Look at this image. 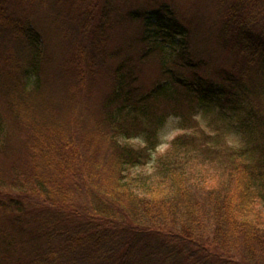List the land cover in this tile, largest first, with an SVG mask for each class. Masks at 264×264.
Listing matches in <instances>:
<instances>
[{
	"label": "trees",
	"instance_id": "obj_1",
	"mask_svg": "<svg viewBox=\"0 0 264 264\" xmlns=\"http://www.w3.org/2000/svg\"><path fill=\"white\" fill-rule=\"evenodd\" d=\"M114 1L0 0V143L13 140L12 130L27 137L10 183L22 195L0 192V219L8 218L0 264H264V0H217L221 39L240 59L217 80L197 70L203 60L191 59L190 30L171 5L127 8L149 51L179 58L191 75L141 94L121 61L94 123L91 74L118 54L105 42ZM38 7L74 42L69 57L54 62L47 53L29 15ZM181 89L235 119L246 139L224 157L219 146L196 148L177 137L168 152L175 161L158 163L162 185L140 195L128 170L152 160L167 116L160 101ZM141 133L144 146L127 143ZM198 156L228 168L230 183L189 178L185 164ZM200 185L205 207L195 196Z\"/></svg>",
	"mask_w": 264,
	"mask_h": 264
},
{
	"label": "rangeland",
	"instance_id": "obj_2",
	"mask_svg": "<svg viewBox=\"0 0 264 264\" xmlns=\"http://www.w3.org/2000/svg\"><path fill=\"white\" fill-rule=\"evenodd\" d=\"M164 3L171 5L177 18L188 26L191 33L190 57L195 64L203 60V65L197 69L200 74L217 80L219 72L231 71L237 61H240L236 51L226 46L227 44L221 39L220 33L224 23L217 0H115L105 42L109 54L113 51L118 54L110 55L106 66L102 69L94 68L95 71L92 72L89 80L91 81L89 92L92 95L90 116L94 123L99 122L103 117L104 105L113 90L115 69L121 61H124L125 72L134 77V88L141 94L149 93L166 80L170 81L174 75L190 77L191 69L183 67L179 58L175 59L172 54L165 52H150V44L142 42V23L129 21L125 15L127 8L159 7ZM29 15L38 23L46 51L53 57L52 60L57 62L69 57L75 45L64 33L63 25H60L45 8H35L29 12ZM160 107L159 113H166L167 116L158 131V145L152 160L144 166L128 170V178L132 180L140 195H147L151 187L162 185L158 175V165L165 163L171 165L175 161V157L168 156V152L171 154L174 152L171 144L177 137L188 139L196 148L208 144L210 151H216L219 146L221 148L219 153L224 157H227L225 152L229 149H238L244 144L246 137L241 133L235 119L219 112L214 106H198L191 95L183 89L176 98L161 100ZM0 108L6 109L1 97ZM26 138L24 133L12 130L9 139L13 140L0 143V146H5L4 150L0 149V192L6 194V197L22 195L19 189H14L10 183L11 175L14 174L13 169L18 168L16 164L25 156V148L21 141H26ZM127 143L134 147L144 146L143 133ZM161 157H164L163 160L160 159ZM211 162L212 160L203 156L187 161L185 168L188 170L189 178L197 183L202 177H206L207 186L229 184L231 180L228 176V168H220ZM202 184L205 186V183ZM204 191V187L200 185L199 193L195 196L196 200L205 207L207 201ZM7 222V217L0 219V225ZM211 227L207 224L203 226V230L207 231L206 236L213 234Z\"/></svg>",
	"mask_w": 264,
	"mask_h": 264
}]
</instances>
